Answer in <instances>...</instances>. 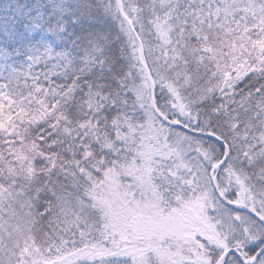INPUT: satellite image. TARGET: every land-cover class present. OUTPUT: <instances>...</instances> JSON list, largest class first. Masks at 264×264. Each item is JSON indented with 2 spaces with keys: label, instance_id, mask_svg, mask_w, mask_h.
<instances>
[{
  "label": "snow or ice",
  "instance_id": "6c2138e0",
  "mask_svg": "<svg viewBox=\"0 0 264 264\" xmlns=\"http://www.w3.org/2000/svg\"><path fill=\"white\" fill-rule=\"evenodd\" d=\"M0 264H264V0H0Z\"/></svg>",
  "mask_w": 264,
  "mask_h": 264
}]
</instances>
